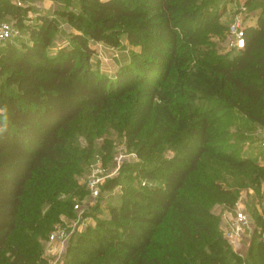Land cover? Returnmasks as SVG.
<instances>
[{
  "label": "trees",
  "instance_id": "16d2710c",
  "mask_svg": "<svg viewBox=\"0 0 264 264\" xmlns=\"http://www.w3.org/2000/svg\"><path fill=\"white\" fill-rule=\"evenodd\" d=\"M217 2L79 0L80 13H61L83 28L72 36L78 47L45 68L40 48L50 43L52 20L42 19L40 42L21 53L0 45L5 83L16 86L0 85V264H46L40 241L60 215H72L71 196L60 195L76 193L74 168L92 154L73 146L75 133L101 129L106 120L131 123L130 143L146 135L136 155L153 167L131 170L163 184L143 185L147 193L129 189L107 220L78 234L64 264L240 263L212 208L234 206L239 188L249 185L259 195L264 186L263 154L245 155V142L229 129L235 114L264 127V0H245L259 11L258 25L246 29L245 45L233 55L219 54L208 40L226 29ZM7 14L19 17V8L0 0V17ZM85 34L112 46L124 34L141 53L132 52L109 77L92 68ZM155 107V128L148 130ZM161 141L171 157L155 154ZM257 213L254 231L264 234V215ZM246 259L264 264V240L253 236Z\"/></svg>",
  "mask_w": 264,
  "mask_h": 264
},
{
  "label": "rangeland",
  "instance_id": "374dc122",
  "mask_svg": "<svg viewBox=\"0 0 264 264\" xmlns=\"http://www.w3.org/2000/svg\"><path fill=\"white\" fill-rule=\"evenodd\" d=\"M14 2L19 8V17H14L12 14H7L0 17L1 20L13 22L18 30L19 36L13 41L1 43L4 46V52H6V46L11 49H15L19 53L23 52L27 47H33L36 42H40V35H38L41 25L43 24V18H47L53 21L55 28L50 31V43L47 46L41 47L40 52L46 58L41 61V66L45 68L48 65L50 59L58 58L61 53L65 54V51L77 48L78 44L73 39V35L76 33H84L77 22L71 20L69 17L61 14L63 12H72L74 14L81 12L79 0H9ZM201 1V0H200ZM215 8L219 10L223 6L224 12L218 16V22L227 25L232 20L234 14L237 13L240 5L245 0H217ZM215 8L212 11L215 16ZM249 10V9H248ZM250 11V10H249ZM258 10H255L256 12ZM224 32L210 33L209 42H212L214 48L219 54H235L238 50L228 48L224 39ZM86 35V34H85ZM87 44L92 48L93 54L90 57L95 70L103 73L109 77H114L115 72L122 65L130 60L132 52H140L141 48L138 45H133L129 42L127 37L122 34L120 40L116 46H112L104 43L103 41L95 40L88 34ZM5 54H0V85L10 90H15L14 84L6 85L5 80L8 73L3 71V65L7 62ZM15 58L18 57L16 54ZM8 72V71H7ZM68 92V90H66ZM135 92V91H134ZM145 100L144 98L142 99ZM130 106L132 104L129 103ZM158 110L154 108L152 121L148 130L155 128L153 125L155 112ZM115 119V117H113ZM83 120V119H82ZM117 120V119H115ZM131 122V121H130ZM229 129L233 133L239 134L241 139L245 142V148L243 153L252 157L260 156L263 154L264 149L261 148L260 139L261 133L258 128H254L253 124L249 122L243 115L235 114L232 119H229ZM131 123L125 121L119 123V125L113 126L108 120L105 122V126L101 129H94L89 134H82L81 129L75 133L73 146L76 147L84 156L86 150L90 147L91 157L83 159L82 164L73 171V180L78 184V188L75 194H61L60 198L65 199L71 196L73 200L72 215H60V219L53 224L52 230L63 229L66 232V239L64 243H55L52 246L51 252L47 251L45 240H41L43 245L42 254L47 261L46 264H64L67 249L70 246L76 244L77 236L88 225L95 226L97 220H107L109 218V207L119 206L125 199L128 198V190L136 189L141 192L147 193L143 189V185L149 184L153 186L157 183L163 184V179L158 177L147 181L143 184V176L139 175L136 171H132L133 166H145L147 168L153 167L142 162L137 157V148L143 144L146 140V135L140 133L138 137L130 143L128 134V126ZM80 126H85V123L80 122ZM158 150L155 154L159 157H171L173 152L168 149L167 145L163 146V141L160 142L157 147ZM106 153L105 159L102 161L104 167V179L99 187V193L97 197L91 198L85 186L86 176L88 174L89 163L93 158L97 156L102 157ZM122 156L121 158L119 156ZM87 164V165H86ZM143 164V165H141ZM37 175H34L36 177ZM228 182L232 183L235 179L231 176H227ZM111 180H115L116 185L108 189L106 184H109ZM133 200L136 197L130 195ZM264 199V186L262 187L260 194L257 195L254 187L247 185V187L239 188L238 199L235 204H238L244 208L246 214L250 217L251 228L248 229L244 237L241 238L236 244H231L226 240L223 235L221 226L222 215L228 209L226 205L216 204L212 210L219 218V231L222 239L228 244L229 249L237 253L241 257L239 264H246L247 250L253 241V236L256 237V241L264 240V234H261L255 228H259V224L256 221L257 212L264 215V205L262 204ZM142 202L140 197L136 199ZM75 204H79L80 208H75ZM234 204V205H235ZM226 250V249H224Z\"/></svg>",
  "mask_w": 264,
  "mask_h": 264
},
{
  "label": "built area",
  "instance_id": "2783aa9c",
  "mask_svg": "<svg viewBox=\"0 0 264 264\" xmlns=\"http://www.w3.org/2000/svg\"><path fill=\"white\" fill-rule=\"evenodd\" d=\"M14 3V2H13ZM259 11H249L245 1L241 3L238 11L234 14L232 20L227 25L224 32V39L228 48L240 50L245 45V31L248 27H256L258 25ZM19 36V30L13 22L0 21V43L13 41ZM261 133L260 145L264 149V127L259 129ZM122 157L121 155L119 156ZM104 167L101 157L93 158L88 167L85 186L91 198L97 197L99 187L104 179ZM147 180H143V184ZM262 204L264 205V199ZM75 208H80L79 204H75ZM223 235L228 242L236 244L244 237L245 232L251 228L250 217L246 214L244 208L235 204L228 208L222 215L221 222ZM66 232L61 230H52L48 234L45 242L47 251L51 252L55 243H64Z\"/></svg>",
  "mask_w": 264,
  "mask_h": 264
},
{
  "label": "crops",
  "instance_id": "0c3cea01",
  "mask_svg": "<svg viewBox=\"0 0 264 264\" xmlns=\"http://www.w3.org/2000/svg\"><path fill=\"white\" fill-rule=\"evenodd\" d=\"M258 12V11H257ZM249 156V155H248Z\"/></svg>",
  "mask_w": 264,
  "mask_h": 264
}]
</instances>
